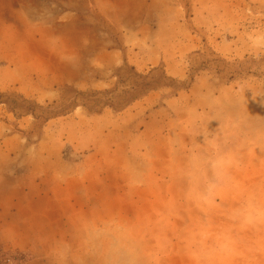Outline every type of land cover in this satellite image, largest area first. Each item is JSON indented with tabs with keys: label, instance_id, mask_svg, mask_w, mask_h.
Returning a JSON list of instances; mask_svg holds the SVG:
<instances>
[{
	"label": "rangeland",
	"instance_id": "rangeland-1",
	"mask_svg": "<svg viewBox=\"0 0 264 264\" xmlns=\"http://www.w3.org/2000/svg\"><path fill=\"white\" fill-rule=\"evenodd\" d=\"M152 1L89 10L153 67L0 53V264H264V0Z\"/></svg>",
	"mask_w": 264,
	"mask_h": 264
},
{
	"label": "crops",
	"instance_id": "crops-1",
	"mask_svg": "<svg viewBox=\"0 0 264 264\" xmlns=\"http://www.w3.org/2000/svg\"><path fill=\"white\" fill-rule=\"evenodd\" d=\"M152 2V0H137L138 5L144 8L152 6ZM40 3L46 5L44 2ZM115 3V0H79L75 3L66 0L62 3L65 8L56 13L51 8L35 10L28 6L24 7L18 0H0V19H2L0 20V53L10 58L6 69L22 74L27 70L26 62L30 61L35 65L36 70H40L44 64V57L39 51L33 53V50H66L64 52L66 60L76 58L79 50H92V63L96 64L97 68L106 70L115 68L119 63H127L135 69L153 67L160 63L162 52L155 51L150 61H144L140 50H120L114 42L115 30L112 26L115 27V19L108 15L96 16L89 10L90 7L96 8L99 5L109 9L116 6ZM71 7H77L78 11L70 10ZM140 20L142 24H147L151 23L153 18L146 20L141 17L138 24ZM154 23H158V20L155 19ZM58 28L65 29L64 34ZM141 31L127 26L118 28L120 36L126 37L129 34L141 37ZM99 40L104 42V47H99ZM60 67L67 68L62 64ZM20 88L21 86H18V89ZM151 121H154V118L151 119L149 116L144 118L142 132H147V129L149 131ZM22 210L29 217L28 209ZM16 226L19 228L18 222ZM16 242L10 245L12 251L16 253L26 248L36 249L45 245L32 239H28V243L22 240Z\"/></svg>",
	"mask_w": 264,
	"mask_h": 264
},
{
	"label": "built area",
	"instance_id": "built-area-1",
	"mask_svg": "<svg viewBox=\"0 0 264 264\" xmlns=\"http://www.w3.org/2000/svg\"><path fill=\"white\" fill-rule=\"evenodd\" d=\"M8 262L10 263V260H8Z\"/></svg>",
	"mask_w": 264,
	"mask_h": 264
}]
</instances>
